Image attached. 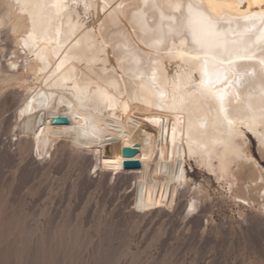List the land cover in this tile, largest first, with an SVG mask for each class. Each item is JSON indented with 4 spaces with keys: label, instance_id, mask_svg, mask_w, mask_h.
Instances as JSON below:
<instances>
[{
    "label": "bare ground",
    "instance_id": "6f19581e",
    "mask_svg": "<svg viewBox=\"0 0 264 264\" xmlns=\"http://www.w3.org/2000/svg\"><path fill=\"white\" fill-rule=\"evenodd\" d=\"M200 11L221 47L193 41ZM0 54V80L26 91L18 128L38 155L67 137L96 171L135 179L134 208L177 205L198 227L201 185L177 203L184 158L217 178L233 163L259 166L246 147L251 137L264 149V0H0ZM260 167L245 187L264 183Z\"/></svg>",
    "mask_w": 264,
    "mask_h": 264
},
{
    "label": "rangeland",
    "instance_id": "374dc122",
    "mask_svg": "<svg viewBox=\"0 0 264 264\" xmlns=\"http://www.w3.org/2000/svg\"><path fill=\"white\" fill-rule=\"evenodd\" d=\"M25 97L18 83L0 80V264H264V183L245 187L260 166L264 174L253 138L246 148L259 166L233 163L231 175L217 178L184 158L190 179L177 203L200 184L206 206L193 227L177 205L134 208L135 179L96 171L94 157L65 136L38 155L18 128Z\"/></svg>",
    "mask_w": 264,
    "mask_h": 264
},
{
    "label": "snow or ice",
    "instance_id": "6c2138e0",
    "mask_svg": "<svg viewBox=\"0 0 264 264\" xmlns=\"http://www.w3.org/2000/svg\"><path fill=\"white\" fill-rule=\"evenodd\" d=\"M177 7H179V5H177ZM192 10H193L192 4L190 3L188 5V11L190 14L192 13ZM197 16L199 17L200 21L203 24V35L194 33L193 41L197 44H200L203 47L209 48L210 50H213L217 47H221L222 42L219 40V37L222 35V33L217 29L216 24L203 11L198 12ZM233 43H235V41ZM227 51L228 50L225 49V52ZM211 82L212 81L210 79L208 83ZM237 83H239V80H237Z\"/></svg>",
    "mask_w": 264,
    "mask_h": 264
},
{
    "label": "water",
    "instance_id": "95a60500",
    "mask_svg": "<svg viewBox=\"0 0 264 264\" xmlns=\"http://www.w3.org/2000/svg\"><path fill=\"white\" fill-rule=\"evenodd\" d=\"M69 120L68 117L63 116V115H59V116H55L53 117L52 121L54 123H65ZM122 153L124 156H132L136 153V149L132 148V147H124L122 149ZM140 165V162L137 159H124L123 160V166L128 168V167H137Z\"/></svg>",
    "mask_w": 264,
    "mask_h": 264
}]
</instances>
